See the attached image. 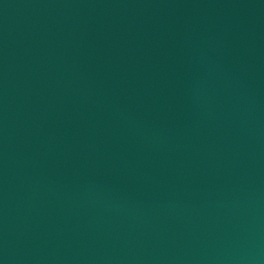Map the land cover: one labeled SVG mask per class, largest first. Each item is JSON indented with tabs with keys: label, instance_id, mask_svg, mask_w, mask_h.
I'll list each match as a JSON object with an SVG mask.
<instances>
[{
	"label": "water",
	"instance_id": "95a60500",
	"mask_svg": "<svg viewBox=\"0 0 264 264\" xmlns=\"http://www.w3.org/2000/svg\"><path fill=\"white\" fill-rule=\"evenodd\" d=\"M0 264H264V0H0Z\"/></svg>",
	"mask_w": 264,
	"mask_h": 264
}]
</instances>
